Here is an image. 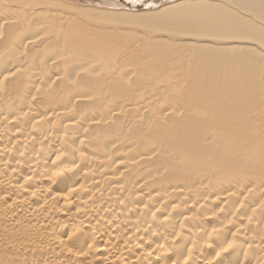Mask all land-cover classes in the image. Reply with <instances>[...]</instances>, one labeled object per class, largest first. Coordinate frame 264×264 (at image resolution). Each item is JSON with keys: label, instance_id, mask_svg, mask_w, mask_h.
Listing matches in <instances>:
<instances>
[{"label": "bare ground", "instance_id": "6f19581e", "mask_svg": "<svg viewBox=\"0 0 264 264\" xmlns=\"http://www.w3.org/2000/svg\"><path fill=\"white\" fill-rule=\"evenodd\" d=\"M212 1L96 13L175 29L192 77L0 0V264H264V0Z\"/></svg>", "mask_w": 264, "mask_h": 264}, {"label": "rangeland", "instance_id": "374dc122", "mask_svg": "<svg viewBox=\"0 0 264 264\" xmlns=\"http://www.w3.org/2000/svg\"><path fill=\"white\" fill-rule=\"evenodd\" d=\"M43 1V0H42ZM44 1H47V2H50V3H53V4H55V3H57L56 5L57 6H53L52 4L51 5H45L44 6V8L43 7H41V9L43 8V9H46L45 11H50V14H54V15H56L55 17H60V19H63V18H65L66 17V19L68 20V21H70V22H72L73 23V25L74 26H76V28L78 27L80 30H82V31H84L83 29H86L85 31H87V30H89L90 31V29H91V32L93 31V32H99L98 34L101 36H104V40H106V42L107 43H109V44H114L113 46H117V45H119L118 46V48L119 47H121V48H126V49H128V48H131L133 45H135V44H139V43H147L148 41L149 42H151V41H153L154 39H152V38H155L156 39V37H157V39L156 40H158V42H159V39H160V41L161 42H163L164 40L165 41H168L169 42V44L167 43V42H163V43H160V45H159V43H156L157 41L156 40H154V43H156L157 44V48L158 49H161L162 47V52H161V54L160 53H158L159 55H156L155 57H156V59H154V61L155 60H158V58H159V60H163V62L165 63H167V64H169L170 63V65L173 63V64H175V65H177V67L175 66V68L173 67L172 68V70H169V68L171 67V66H174L173 64L169 67L168 66V71L169 72H171V71H174L173 69H175V72H177L178 70H182V72L181 71H179L180 72V75H182V74H184L185 76H187L186 74H188V72H189V74H191V76L193 77V75H194V73L192 74V71L194 72V69L192 70V66H193V62H190V63H188V62H185L184 60H183V62L182 61H180V62H178L179 60H178V57H179V55H180V57L182 56V54H181V52L183 53V52H188V53H191L192 54V52H189L187 49H186V47H181V45L182 46H184L183 44H181L180 46H177V45H174V44H176V42H178V41H176L175 43H173L172 41H173V38H171V37H174V33H173V31L175 30V29H173L172 30V28L170 29V27H157L155 24H153V23H151L150 25L149 24H144V23H141V20H138V19H135V18H129V17H127V19L126 18H123V16L121 17V16H117V15H112V14H110V16L109 15H101L102 14V12H104V11H110V12H115V13H120V12H125V11H115V10H120V9H122L121 7H120V9H114L113 7H110L109 5H107V4H105L104 2L106 1V0H44ZM111 1H114V0H111ZM139 2H137L138 4H137V10L136 11H139V12H144V11H149V10H153V11H157V10H159L160 8H162V7H164V5L165 4H167V3H169V2H171L172 0H138ZM55 2V3H54ZM212 2H215V3H222L223 1L222 0H213ZM122 5H127L128 3H130L129 1L127 2H125V0H122ZM124 3V4H123ZM59 4V5H58ZM150 5V6H149ZM53 6V7H52ZM60 6V7H59ZM109 6V7H108ZM139 6V7H138ZM49 7V8H48ZM50 7H51V10H50ZM48 8V9H47ZM111 8L113 9V10H111ZM145 8H150L149 10H145ZM57 10H58V12H57ZM60 10V11H59ZM94 12V13H93ZM139 12H135V11H133L132 13H131V11L130 12H125V13H128V14H130V15H134V14H140ZM96 13H101V14H96ZM59 14V15H58ZM112 15V16H111ZM71 18V19H70ZM122 18V19H121ZM72 20V21H71ZM75 21V22H74ZM101 23V24H100ZM149 25V26H148ZM85 27V28H84ZM81 28H83V29H81ZM161 28H162V30H164L163 31V34H161V32H162V30H161ZM166 28H168V29H170L171 30V32L173 33V35L171 36V32H169L168 33V31H166ZM161 30V31H160ZM89 31H87V32H89ZM168 33V34H167ZM170 34V35H169ZM108 35V36H107ZM158 35V36H157ZM168 36V37H167ZM105 37H107V38H105ZM109 38V39H108ZM175 38V37H174ZM145 39V40H144ZM152 39V40H151ZM175 41V40H174ZM134 42V43H133ZM136 42H138V43H136ZM171 42H172V44H171ZM186 42H189L188 40L186 41ZM165 43H167L166 45L167 46H165ZM163 44V45H162ZM171 44V45H170ZM121 45V46H120ZM151 45V44H150ZM150 45H146V46H144V47H146V48H144V47H142L139 51L141 52V51H143L145 54H143V52L139 55V54H135L134 56L136 57L137 56V58H144V57H147V55L149 56V53L150 52H148L147 50L148 49H150ZM155 45V44H154ZM174 47H173V46ZM147 46L149 47V48H147ZM161 46V48H159ZM166 48H165V47ZM168 46H171L170 47V50H169V48H168ZM173 47V48H172ZM175 47H177L176 48V50H174V48ZM181 48V49H180ZM144 49V50H143ZM173 51H172V50ZM167 50H169V51H167ZM178 50V51H177ZM172 51V52H171ZM191 51V50H190ZM235 52L234 50H222L221 51V54H226V55H232L233 54V52ZM137 52V51H136ZM139 52V53H140ZM148 52V53H147ZM160 52V51H159ZM167 52H168V54H170V55H167ZM178 52H180L179 54H178V57H176L177 56V54L176 53H178ZM173 55H172V54ZM264 53V52H263ZM144 55V57H143V55ZM163 54V56H161ZM174 55H175V57H174ZM138 56H140V57H138ZM161 56V57H160ZM165 57H167V58H165ZM153 58H154V56H153ZM161 58V59H160ZM170 58L172 59V62H169V61H171L170 60ZM174 58H175V60H174ZM166 59V60H165ZM176 60H178V61H176ZM255 61H256V65H255V67H254V69L255 70H257L256 71V73L257 74H255L254 76H253V74H250V78H251V82H254V80H255V82H254V85L256 84H258V87L260 88V90L259 89H256V87L257 86H254L253 85V89H251L250 91L251 92H249L250 94L252 93L254 96H257L259 93H263V92H261V90L263 91V86H264V82H263V76H264V70H261V68H263L264 66H262V65H264L263 63H260V61H258V60H256V59H254ZM146 61V60H145ZM168 61V62H167ZM175 63H174V62ZM178 62V63H177ZM177 63V64H176ZM183 63H185L186 64V66H187V63H188V66L186 67ZM190 64H192V65H190ZM181 65V66H180ZM189 66H191V67H189ZM259 67V68H258ZM191 68V69H190ZM167 69H165V70H167ZM190 69V71H188ZM177 70V71H176ZM184 70H185V72H184ZM260 70V71H259ZM163 72H164V69H163ZM162 72V73H163ZM167 72V71H166ZM166 72H164V74L166 73ZM174 72V74L172 73V75L173 76H175V78H177L179 75H177V73H175ZM191 72V73H190ZM263 74H262V73ZM259 73V74H258ZM261 73V74H260ZM167 74H170V73H167ZM188 74V75H189ZM177 75V76H176ZM253 77H252V76ZM259 75H260V77H259ZM190 76V77H191ZM179 77H181V76H179ZM184 77V76H183ZM256 77V78H255ZM259 77V78H258ZM254 79V80H253ZM253 80V81H252ZM252 84V83H251ZM250 84V85H251ZM252 87V86H251ZM262 88V89H261ZM260 91V92H259ZM255 93V94H254ZM259 95V96H257L258 98H260L261 99V97H262V99L261 100H263V102H261V100H260V102H261V106H263V107H261L262 109H260V102H258L259 100L257 99V101H256V97H255V101L254 102H251V103H249L248 105H251L252 103H253V105H251V107L252 106H254V105H256V106H254V107H256V109H253L252 108V110L254 111V110H258V109H260V111L262 112L263 110H264V104H262V103H264V94H262V95ZM256 103V104H255ZM259 103V104H258ZM245 106H246V109L248 110L250 107L248 106V108H247V104L246 105H244V108H245ZM251 109V108H250ZM249 109V110H250ZM248 110V111H249ZM259 111V112H260ZM255 112V111H254ZM9 251H11V250H9ZM8 251V254L10 253ZM12 252V251H11ZM7 253V252H6Z\"/></svg>", "mask_w": 264, "mask_h": 264}, {"label": "clouds", "instance_id": "9594fccd", "mask_svg": "<svg viewBox=\"0 0 264 264\" xmlns=\"http://www.w3.org/2000/svg\"><path fill=\"white\" fill-rule=\"evenodd\" d=\"M60 176H61V173L60 172H55L53 174V179H59ZM233 246H234V241H229V243H228V245L226 247H227V249L230 250Z\"/></svg>", "mask_w": 264, "mask_h": 264}]
</instances>
